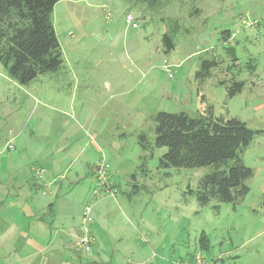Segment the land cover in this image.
Segmentation results:
<instances>
[{"label":"rangeland","instance_id":"374dc122","mask_svg":"<svg viewBox=\"0 0 264 264\" xmlns=\"http://www.w3.org/2000/svg\"><path fill=\"white\" fill-rule=\"evenodd\" d=\"M52 17L64 61L31 82L38 101L0 63V264H179L196 252L264 264V0H60ZM207 60L219 64L201 82ZM162 111L245 122L248 193L203 206L196 190L211 166L162 168ZM103 159L112 191L94 195L91 167ZM23 165L42 188L16 173L10 182ZM86 205L89 251L77 244Z\"/></svg>","mask_w":264,"mask_h":264},{"label":"trees","instance_id":"16d2710c","mask_svg":"<svg viewBox=\"0 0 264 264\" xmlns=\"http://www.w3.org/2000/svg\"><path fill=\"white\" fill-rule=\"evenodd\" d=\"M59 1L0 0V63L20 84H29L43 73L58 72L63 66V51L52 17ZM137 1L154 5L158 0ZM164 41L167 50L174 49L171 35L166 34ZM218 64L217 60L203 62L197 73L201 82L211 76V68ZM244 85L243 80L233 83L230 95L240 93ZM155 121L154 145L167 147L160 158L162 168L212 167L196 190L201 205L213 200L235 204L248 193L246 180L253 170L244 164L240 154L255 132L245 122L236 117H193L186 112L164 111L156 114ZM205 240L208 241V236L203 235L202 248L207 247Z\"/></svg>","mask_w":264,"mask_h":264},{"label":"built area","instance_id":"2783aa9c","mask_svg":"<svg viewBox=\"0 0 264 264\" xmlns=\"http://www.w3.org/2000/svg\"><path fill=\"white\" fill-rule=\"evenodd\" d=\"M134 20L135 19L132 14L127 15V23H132L133 27H137V23ZM7 148L12 150L15 149V144L13 140L7 142ZM108 168L109 164L106 163L105 160L95 165V177L97 187L94 189V195H98L101 191H112V189L108 190L110 188L107 179ZM43 172L44 170H42L41 173ZM82 221L84 225V232L79 238L78 245L82 249L89 251L92 249V246L96 243V239L92 235L90 229L91 224L94 222L91 205H86ZM179 264H209V262L202 256L201 252H196L192 259H182L180 260Z\"/></svg>","mask_w":264,"mask_h":264},{"label":"crops","instance_id":"0c3cea01","mask_svg":"<svg viewBox=\"0 0 264 264\" xmlns=\"http://www.w3.org/2000/svg\"><path fill=\"white\" fill-rule=\"evenodd\" d=\"M31 83H29V84H27V85H25L24 87H21L20 86V88H21V90H23V92H24V96L25 97H27V93H26V91H27V88H34L33 89V91H31V93H29V97H35L36 98V100L38 101V98H37V96H36V92L38 91V89L37 88H35L33 85H30ZM12 130L10 129V131H9V134L10 133H15V132H11ZM31 131V133L34 131V129H31L30 130ZM19 136H23V132H19L17 135H15V136H13L12 135V137L10 138V137H7L5 140H6V144H5V146H7V142L8 141H10V140H13V142H14V139L16 140V138H19ZM9 138V139H8ZM104 160V159H103ZM103 160H101V161H103ZM101 161H99V162H101ZM98 162V163H99ZM97 163H95L94 165H93V167H91V171H92V174L91 175H93V177H94V174H95V171H94V166L96 165ZM23 167V168H22ZM22 167H20V168H16L14 171H11V173H13V175H15V173L18 175V176H20L23 180L25 179L26 180V182H30L31 184H34L35 186L37 185V186H39V187H41L42 188V183H39L37 180H36V176L34 175V174H32L31 173V175H27V177H24V175H26L27 173H25L26 171L24 170V168H25V166L23 165ZM32 168H33V166H32ZM11 173H9V175L10 176H12V174ZM108 176H109V178L111 177V173H109V171H108ZM95 178V177H94ZM15 181H17V176L15 175V177L14 178H12V180L10 181L11 183H13V182H15ZM111 182V181H110ZM8 184L9 183V181H7V182H1L0 181V190L3 188V187H5V185L6 184ZM57 184V182L55 181L54 183H53V187L55 186ZM111 184V187L112 186H114L113 184H112V182L110 183ZM24 187V186H23ZM21 185H18L16 188H19V189H21V188H23ZM62 186H60V188H61ZM111 194V193H110ZM49 209H50V207H49ZM94 224V223H93ZM93 224L90 226V229H91V233H92V235L95 237V239H97L96 238V236H95V234H93ZM81 234H82V232L81 233H79V235H78V237H77V244H78V241H79V238H80V236H81ZM97 243H98V240H97Z\"/></svg>","mask_w":264,"mask_h":264}]
</instances>
